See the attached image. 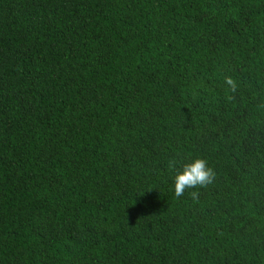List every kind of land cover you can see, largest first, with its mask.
Wrapping results in <instances>:
<instances>
[{"label": "trees", "instance_id": "trees-1", "mask_svg": "<svg viewBox=\"0 0 264 264\" xmlns=\"http://www.w3.org/2000/svg\"><path fill=\"white\" fill-rule=\"evenodd\" d=\"M0 264H264V0H0Z\"/></svg>", "mask_w": 264, "mask_h": 264}, {"label": "clouds", "instance_id": "clouds-1", "mask_svg": "<svg viewBox=\"0 0 264 264\" xmlns=\"http://www.w3.org/2000/svg\"><path fill=\"white\" fill-rule=\"evenodd\" d=\"M225 83L229 86L232 92H236L238 85L231 77H226ZM214 179L215 172L208 166L207 161L197 158L191 163L185 164L183 170L175 176V195L181 197L188 189L207 187ZM190 195L193 198H196L199 193L192 191L190 192Z\"/></svg>", "mask_w": 264, "mask_h": 264}]
</instances>
